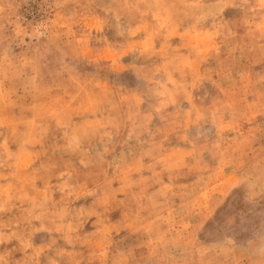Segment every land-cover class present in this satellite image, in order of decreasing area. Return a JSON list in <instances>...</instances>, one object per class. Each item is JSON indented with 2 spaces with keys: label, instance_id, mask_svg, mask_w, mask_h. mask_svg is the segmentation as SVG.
Wrapping results in <instances>:
<instances>
[{
  "label": "rangeland",
  "instance_id": "rangeland-1",
  "mask_svg": "<svg viewBox=\"0 0 264 264\" xmlns=\"http://www.w3.org/2000/svg\"><path fill=\"white\" fill-rule=\"evenodd\" d=\"M0 264H264V0H0Z\"/></svg>",
  "mask_w": 264,
  "mask_h": 264
}]
</instances>
